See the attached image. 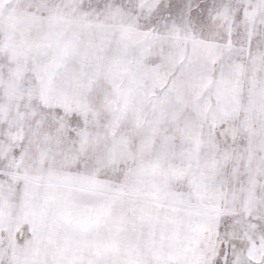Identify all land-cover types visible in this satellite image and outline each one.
Listing matches in <instances>:
<instances>
[{
	"label": "snow or ice",
	"instance_id": "1",
	"mask_svg": "<svg viewBox=\"0 0 264 264\" xmlns=\"http://www.w3.org/2000/svg\"><path fill=\"white\" fill-rule=\"evenodd\" d=\"M0 264H264V0H0Z\"/></svg>",
	"mask_w": 264,
	"mask_h": 264
}]
</instances>
